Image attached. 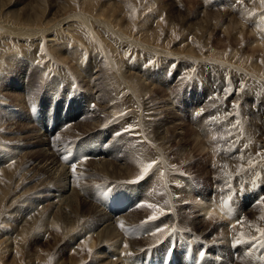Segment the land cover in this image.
Here are the masks:
<instances>
[{
	"label": "rangeland",
	"instance_id": "rangeland-1",
	"mask_svg": "<svg viewBox=\"0 0 264 264\" xmlns=\"http://www.w3.org/2000/svg\"><path fill=\"white\" fill-rule=\"evenodd\" d=\"M71 1H72L71 5L66 6L67 8H69V10L68 12L66 11L64 15L63 14L60 15L59 14L60 11H58V9L60 8V2L58 0L51 1L53 6L49 10L48 16L53 17L54 15L56 16L58 15L57 16L58 18L56 19L57 20L59 19L58 21L59 23L57 24L59 30L57 31L59 32L60 35L65 34L66 31L63 29L62 23L67 22V20L71 21L72 30L74 31L76 38L80 40L81 36L86 35L89 36L91 39H93L96 45L95 46L96 48L94 50L98 54L96 55V57L100 58V60L101 58L105 59L106 62L109 64V66L114 71H116V73H119L117 72L119 70V68L117 70L118 65L115 66L113 64H110L108 52L111 50L108 48L107 45H105L106 47L103 46V42L100 40L102 38V31L100 29H99L100 31L99 30L97 31L98 29L97 26L99 21H108L110 23H114L113 20H109L103 16H99L96 13V9L90 10L85 8V6H83L82 8L81 5L84 4V0H71ZM256 1L257 0H112L111 1V2H115L116 5V8H113L115 9L114 11L115 15L118 16L123 11L125 12V15L126 13L130 15L129 16L130 21L126 19L125 16H123L122 19H118L115 22L117 26L116 29L119 32H121V34L124 33L125 37H128L129 39L133 40V42L130 40L131 41L130 45L128 44L130 46V48L128 47L130 49L128 51L129 54L133 55V53H135V56L137 57V55L139 54L138 50L143 48L145 49V51L142 52L145 53V55L144 53L143 55L146 56L147 61L143 62L139 66L134 65L135 62L132 63L131 65L133 69L131 71L129 70V73L131 72L132 74L138 76V77L136 76L137 77L136 81L139 82L141 87L143 84H145L144 85L145 87L147 86L145 91L147 90V93L149 92V94L146 95V97H143L141 101H145V99L147 98L146 100H148L149 111H151L149 112L151 114V118L148 120H150L151 122L154 120L155 123L157 122L156 125L159 124L158 126H160L159 127L160 129L159 131H157L156 136H158V134L163 136L161 137V139H159L158 137L155 138L153 137V141L156 144V147L158 146L157 147L158 149L153 147L152 143L150 145L149 140H147L146 142V139H143L142 135L138 134L139 127L136 125L137 123L128 124L129 125L128 127L127 124L125 126H123L122 123L114 124L115 121L118 122L120 121L119 119L120 112L115 111V113L117 112L115 116L113 115L114 111H112L111 113L112 108L117 106V100H118L116 99L117 97L114 98L109 97L107 100L108 102L106 100H104L103 102V100L101 99V104H100L101 108L99 109L97 107V104L95 103L96 100L93 99L92 95L107 96L108 91L105 88L96 89V87L94 88L91 86H87L86 84H83L86 78L81 79V76H79L80 78H76L77 76L75 75L77 74L74 75L75 79L78 81L77 85H75L74 87L69 85L70 92H72V95H74V90L77 87L80 89V91H82V88L83 89L85 88L86 90L85 97L87 99L85 97H81L80 95H77L80 93L78 88L76 95L72 96L69 103L73 105V109L75 110V112H76V107H78L79 105L80 107L81 104L82 106H88L91 105V103L93 102V104L91 105L92 108L89 110V113L80 115V117L87 118V120L85 119V121L83 122L87 124L88 126V127L86 126L87 128H89V126L90 127L93 126V124L96 122V120L94 119L96 118V116L98 119L103 120V118L106 115H108L107 113H109L112 114L111 115L112 117L108 115V119L116 118V120L114 119L107 124L108 126H106L105 130L102 131V133L95 132V133H91L90 136H88L89 139H92L91 140L92 142L89 143L91 146L93 145V142L96 143V141L98 142V144L102 143L103 141H106L107 144L108 140L110 139L109 141L110 144L108 146V148L110 149L107 151V154L105 155L101 154L95 158H88L94 160L93 168L95 167L96 169L99 168L100 162L109 164L110 159H112V162L114 160L115 161L114 163L118 164L117 172H119L120 174L122 173L120 177H123L124 175L123 168L125 164L128 163L127 159L128 160L131 159L130 161L131 164L135 162L134 165L139 164L138 165L139 167H143V169H145L143 176L140 175L142 177L138 180L136 179L125 180V182L123 181L122 183L112 181L111 183H109L111 185L107 184V187L112 188L114 190L116 189L119 190L120 186L125 184L126 187H124L123 192L128 197V199H130L131 201L135 200L136 203H138L137 194L139 193V191H144L145 189H147L150 190L149 192L150 194L154 192V195L141 192V194L138 195L141 196L142 194H146L149 196V197L147 196V200H148L147 202H141L139 205L132 206V208L131 206H129V208L131 209L127 210L126 212H121L120 214L118 213L116 214L119 215L124 222L133 223V225L145 221L148 228H150V231H146L145 233H141V231L137 229L134 233L129 234L127 237L126 236L123 237L122 234H119V236L118 235L114 236L115 239L120 238V240L124 244H126L127 241L130 242L131 239L133 238H138L140 240V243L138 245H143L141 247V249L143 248V250L141 251V256L145 255V253H143L144 250L146 249L145 246L150 247L152 249V252L154 251L157 252L158 250H163L164 248L167 249L168 252H171L174 249L175 255L179 256V255H185L186 246L191 245L195 250V255L203 258L206 251L205 246L203 244L197 245V243L200 241V238L203 237L204 242L209 243L207 244L208 253L210 254L212 253L213 255L216 256H218L219 252L223 253L224 256L221 261H225L226 264H258L259 262V260L254 256V254H255V248L259 244L261 245V247L262 246L264 247V242L260 243V237H259L261 235L262 238V235L264 233V132H263L264 131V127H263L264 126V78H263L264 77V63H263L264 43L263 42L264 41H262L263 45L259 44L261 43L259 41H261L264 37L263 36L264 35V17H263L264 0L262 1L260 0L262 3L258 6L255 3ZM2 2L3 1L1 0L0 3ZM34 3L33 0H19L18 2H15L13 6H10V9L15 10V12L19 13L21 12L22 8H24L28 12V13L26 12V15H31V11L33 13V9L31 8V6ZM122 6H125L124 7L125 10L120 9ZM242 16L245 19L247 17V20H244V18L242 19ZM255 16H259V17H255ZM22 20L16 22L15 23L17 24L16 26L15 24L14 26H7V25L5 26L6 29L7 28H9L10 30L15 29L12 30L11 32L0 30V67L5 68L8 66L6 62H8L9 59L7 58L11 52H12L11 55L12 54L17 55L18 52V55L23 56L22 53L20 52L22 50L26 51V49L29 50V48L31 49L32 47V49L35 51V54L38 56L40 55L39 59H36V63L33 62L32 60L30 64L29 63L30 59L29 60L26 59L25 61L27 65L24 67L23 66L20 67L19 71H14V73L15 72L16 73L10 79L11 80L10 84L3 82L0 88L1 89L0 92L2 96L0 97V99L2 100L0 101V109H1L0 124L4 123L1 126L5 128L2 129L1 131L2 133H0V135L4 137L3 141L6 144L10 145V147L8 148L5 147V149H7V151L10 152L12 158L10 159L11 160L10 162L0 163V165L2 164L0 166V169L8 168L11 162L13 163L15 160L18 161V159H20L24 155L26 156V157L24 156L25 158L30 160V162L28 163L26 159L25 162L27 163L22 165L19 169L23 173L24 182L21 185L16 186L15 191L16 192L18 191V193H16L18 195L22 194L24 190L28 192L33 191L35 183L37 182V180L40 179V177L38 178L34 177V174H39L40 172L39 170H36L34 163L37 162L39 157H41V153L37 152L41 146L38 144L36 145L33 144L32 141H34L33 138V136H35L34 132L39 134V132L44 131V128L41 127L40 124H37L32 120L33 118L30 115V103H28L27 99L28 96L30 95L29 101L33 100L32 96H37L39 94V91L43 88L42 80L44 78V75L46 74L43 72H38L37 69H41L42 66L44 65L50 68L51 64L54 65L56 61H59V60H54L56 59V57L54 56V53L49 49L50 45L47 42V36L45 35L40 36L38 34L30 37L27 36L29 34L24 35L25 34L24 31H26L27 29H29L28 31L39 30L42 32L46 27L44 26L45 24H42L43 26L37 24L24 25L22 23L23 22ZM221 20L223 22H220ZM243 20L245 26L242 23ZM236 21L237 23L239 21L242 24L238 23L239 24L238 26V24L235 23ZM149 22H151L152 25ZM155 22L158 23L159 26L155 24ZM122 23L123 24L128 23V26L130 28L128 32L124 31L123 26H121ZM19 24L21 25L19 26ZM249 27L251 29H249ZM157 28L160 31L159 30L157 31ZM17 30L18 31L24 30L23 31L24 34L21 36L13 35V33ZM251 30L253 31L251 32ZM236 32L242 37L239 35L237 36ZM252 39H254V41H252ZM249 40L251 43L256 42V40H259L258 41L259 43L257 42V44L259 45H256V43H252V45H250L251 43L249 42ZM187 45L189 47H187ZM83 47H84V51L86 50L85 52H87L88 50L87 53L90 54L91 57L93 55L90 52L91 48H88L86 45H83ZM187 48L190 49V51ZM42 49H43L42 53H39L40 50ZM233 50H236L235 53ZM5 53L8 56L5 55ZM217 53L218 55L221 54L222 56H219L220 58H216ZM222 53H225L226 55ZM232 54L234 57L232 56ZM244 57L248 61L252 60L251 65L257 63L259 65V68L257 67L254 69L253 66H251L247 60H244L245 59ZM252 57L257 62H255V60L253 62ZM175 59L177 60V63ZM220 61H224V62H220ZM20 65L21 64H19V66ZM124 65L126 66V64ZM260 66L262 69H260ZM217 67L218 68L220 67L221 69L220 68L217 69ZM125 68L126 67L122 68V70L124 69L123 70L124 73L123 71L120 72V74L123 73L122 76H126L127 74H129L128 72L126 74L125 71L127 69L125 70ZM172 68L173 70H172L171 80H169V78L166 77L167 74L166 71L167 69H172ZM31 70L36 71L35 76L37 79L36 81L37 86L33 85L31 87V81L29 77ZM94 70L95 68H93V71ZM259 70L262 72H259ZM223 74L232 83L231 85V90L233 92L232 95L231 92L228 93L229 88L224 87V84H222L223 82L221 79L223 78ZM247 74H251L253 76ZM195 76H197L202 82L201 91H200L201 93H199L196 87L194 81ZM96 77L97 74L91 75V80ZM157 77L160 79L159 82L156 80ZM238 78H240L241 80L240 82H237ZM141 81L144 83L142 84ZM70 82L72 83L73 80H70ZM212 83H215L219 88L222 87L226 88L227 90L226 95L224 96L225 93L224 90L215 89ZM60 84L59 87H61ZM81 84H83L84 86ZM15 85L22 86V89H18L17 87H14ZM88 87H91L92 89H89ZM156 88H157V92H156L157 94L153 91ZM237 90L240 91L238 92ZM67 93L68 90L65 91L63 90L59 94L58 99L60 100L59 102L60 106H58V112L62 110L64 111L66 109L67 105H65V103L63 104L62 101L65 100L64 97ZM199 94L200 95L204 94V96H207V98L201 99V97H199ZM82 98L84 99L82 100ZM24 100H26L27 103L23 104ZM51 100H52L51 98H48L47 103H45L46 104L45 108L53 104ZM80 100H82L83 103H79ZM193 100H197V101L188 108L186 104L189 101H193ZM37 102L42 103L44 101L41 102V99L39 97ZM111 103H113L112 105L114 107L111 105ZM214 103L216 105H219L220 108H217L216 105L213 106ZM4 104H7V106L10 109H12L13 112L10 113L11 118H13L15 113H18V116H20V118L15 117L14 120H16V122H21V125H17L16 123H12L10 121H9L10 123H8V121L4 120V116L2 115V112H4L3 109L5 108ZM61 104H63V107H61ZM232 104H233V108H232ZM196 106L198 108L202 107L204 114L208 116L207 124L206 123L204 124V122L201 121L200 113L196 112L195 114H190L191 108L193 107L195 108ZM109 107L111 109L110 112H108ZM38 108H40V110L42 111L41 106ZM83 109L84 107L83 108L81 107V110L85 111ZM81 110H78L77 113L79 112L82 113ZM226 110L228 112H226ZM52 111H54V114L57 112L56 109ZM86 112L87 111H85L84 113ZM44 113L50 116L51 113L53 112L47 110L46 112H42V114ZM229 113L232 114L230 115ZM57 115H59V113H57ZM193 116L195 117L194 119H192ZM152 117L154 118L153 120ZM133 119L136 120V118L134 117ZM63 120L64 118L61 121V125L64 122ZM75 121L76 119H74V121H72L71 124H74ZM47 123H49V121ZM29 126H33L34 130L27 128ZM63 127L62 129H65ZM120 129L121 131L119 132ZM48 130L51 131V128L47 126V131ZM71 132L72 135L74 136L77 135L78 133L80 134V130L72 129ZM115 132H117L116 134L119 135H116L118 136L116 142H113V144H111L112 143L111 141H113L114 138V134L112 133ZM197 134H199L198 140L202 141L203 145L206 147L205 150L198 148L197 145L198 140L197 139L194 140L195 138L194 136ZM25 135H27L28 137H25ZM81 135L82 134H80V136ZM78 137L79 136H77V138ZM88 140L86 141L87 143ZM229 140H230V144H228ZM37 142H38V137H37ZM220 145L221 146L223 145V148H219ZM221 149H223L222 155L219 154ZM154 150L157 152V154L160 155L161 158L160 160L163 166L162 169L159 170L161 171L162 176H158L157 175L158 172L153 175L151 171L154 164V157H153ZM225 158L231 161H225ZM228 166H230L231 168L235 167L234 172H232L231 169L228 170ZM82 167L83 165H81V168ZM108 167L110 168L111 165L110 166L108 165ZM81 168H75V170L79 171L81 170ZM84 168L91 169L89 168V166H86ZM59 169L60 167L58 168V170ZM163 169L164 172H162ZM218 171L221 179L227 178V181H225L224 184L225 185L227 184L228 186L234 185L233 180L235 178L236 180L244 179L241 184L234 185L235 190L236 188L242 187V191H244L242 194L240 192H239L240 195L237 194L233 195L232 193L229 194V192H231L232 190L234 191V189H232L226 191L223 194V196L217 198V201H219L220 203L228 204L224 208V211H227L228 214L231 215L229 216L231 220L228 219L226 214L218 215L212 209L213 211L211 212L215 213L212 215L208 212L205 213L204 211H201L200 210L201 205L199 207L196 206V202H200L201 199H205V202H207L209 206L214 205L223 211V209L221 208V206L218 205L217 202L211 201V199L206 196V194H209L211 192V197L216 198L215 195L216 192L213 191L220 183L217 180V176H216ZM94 173L95 172L90 173L89 180L92 183L90 182L91 184L88 186V189L90 187L93 188V185H95L94 182L101 184L104 181V180L101 181L99 179L100 173H103L102 171L99 170V176H96L97 173H95L96 175H94ZM239 173H241L242 175H240ZM231 175L234 176V178L230 182ZM259 175H260L259 188L254 190V188L252 189V186L248 182L250 180H254L256 182ZM176 176L178 177L182 176L187 181L192 180L194 183L193 186L195 188L197 187L196 185L200 184L201 182L202 184L201 190L193 191L192 189L188 188V186H190L188 184L186 186L187 188L185 187L179 188L178 187L179 183L172 184L175 181L180 182L182 180V179H175ZM161 177L163 179H161ZM129 181H132L133 183L132 182L130 183ZM73 185L74 184L72 178L68 179L67 185L64 186L63 189H60V186L57 184L54 185L55 187H57L54 191V194L57 195V198L53 200L56 201L59 199L60 202L59 204H62L61 206L64 207V209L67 207V209L69 210L67 201L69 199H73L72 201H74V197H76L75 187ZM256 185L257 183H255L254 187ZM102 186L103 185H101V187ZM218 188L220 189L222 188V186H218L217 189ZM168 191H170L171 193L168 194ZM34 195L35 193L31 194L30 199L23 202V205L27 204L25 211L28 212L23 211V213L21 214L16 211L14 212L6 211V209L8 210L10 207H12L13 204H10L12 200H10L7 203L6 207H3L0 210V229L3 225L2 224L3 218L9 216V214L11 215L9 217H6V221L9 222V224L6 222L7 223L6 225H10L12 227L10 228L11 230L8 231L9 233H7L8 238L13 239V237L16 235L15 232L17 230L14 232V229L19 228L18 225H22L23 221H21V219H23L22 218L23 214H25V219L30 218L32 214L38 212V210L40 209L42 202L40 201L38 202L36 200L37 198ZM172 199H175L176 201L178 200V202H175ZM76 200L75 203L77 202ZM86 200L89 201L81 200L79 202L78 200L79 208L76 214H78L79 216L81 215L88 216L89 213L92 212V208L95 207L94 205H99V208L103 207V203L100 204L94 201L92 198H87ZM253 207L255 211L252 210ZM173 208L176 209L174 216H173ZM102 209H105V207ZM232 215L235 218L234 220L233 218H231ZM67 217L68 215L65 217L66 220L67 221L70 220L69 217L68 218ZM131 218H135V220H131ZM174 219L175 220L178 219V220L175 221ZM226 220H228V222ZM172 221L174 222L173 225H171ZM194 224L195 226L196 225L197 226L195 227ZM188 227L193 230V234L183 231L184 228L188 229ZM80 228H84L83 230L87 231L85 227H80ZM178 231H182L185 234L184 235L180 234L179 239L176 241L175 233ZM137 232L140 235H138ZM81 233H83V231H81ZM87 233L90 234V232H85L84 233L85 236L84 235L80 236L81 235L80 233H79L80 235L78 234L77 239L74 241L72 245L73 248L71 249V252L75 250L74 248H76L79 245V243L82 242L83 239L87 240L88 237L86 235L89 236V234ZM154 236L159 237V240L157 239L156 242L160 244L158 245L156 242L154 244H147L148 243L147 239L152 238ZM40 239L44 241V245L53 243V239L51 238V236H49L47 232H45V234H43V237L42 238L40 237ZM46 239L49 241L45 242ZM0 240H1V236H0ZM161 245H163L164 247H162ZM211 245L214 246L213 250H210ZM57 247L59 246L57 245ZM6 250L7 247L0 244V264H8V262L12 263L14 261H17L18 259H20L19 264H24L23 254H18L16 256H13L7 254V252L8 253L10 252V250L7 251ZM67 254L68 251H66V253L62 254L61 256L65 257V255ZM169 254L170 253L166 254V256H168ZM113 258L115 257L108 256L100 264H112L111 261L114 260ZM117 261L120 262V260ZM177 263L179 262L177 261ZM46 264H51V262L48 261L46 262Z\"/></svg>",
	"mask_w": 264,
	"mask_h": 264
},
{
	"label": "bare ground",
	"instance_id": "bare-ground-1",
	"mask_svg": "<svg viewBox=\"0 0 264 264\" xmlns=\"http://www.w3.org/2000/svg\"><path fill=\"white\" fill-rule=\"evenodd\" d=\"M2 1L3 2L0 3V30L11 32L12 30H15V29H12V30H10L9 28L6 29L5 26L6 25L7 26H14V24L16 22L21 21L22 19H23L22 23L24 25H28V24L42 25V24H45L44 26H46V27H45V29L42 32L39 31V30L32 31L31 29H30L31 31H28L29 29H27L26 31L23 30L24 33H25L24 34L23 31H18L17 30V31H15L13 33V35H20L21 36L23 34L24 35L29 34L27 36L31 37V36L39 34L40 36L41 35L47 36V42L50 45L49 49L54 53V56L56 57V59H54V60H59V61H56V63L54 65L51 64L50 68L48 66L44 65V66H42L41 69H37L38 72H43V73L46 74V75H44V78L42 80L43 81L42 82L43 88L39 91V94L37 96H33V97H37V100L40 97L41 102L44 101L42 103L37 102L39 107L41 106L42 110L46 109L45 108V105H46L45 103H47V101H48L47 97H49V95H51V96L55 95V96H53V98L56 101V105H60L59 104L60 100L58 99V95L63 90L64 91L65 90L70 91V86H71L72 83L70 82L71 79L69 77H71V76L74 77V75L77 74V75H75V76H77L76 78H80L79 76H81V79L86 78V80L84 81L83 84H86L87 86H91V87H94V88L96 87V89H99V88H103L104 89L105 88L108 91L107 96H103V95L102 96L101 95L94 96V95H92L93 99L96 100L95 103L97 104V107L99 109L101 108V106H100L101 99L104 102V100L107 101L109 97H111V98L117 97L116 98V99H118L117 100V106L114 107L112 105L113 103H111V105L114 108L111 107L112 108V110H111L110 107H109V111L108 110L107 111L110 112V110H111V113H112V111H114V114H113L114 116H115V114H117V112L115 113V111L120 112V117H119L120 121H119V123H122V124H123L124 121L131 122V119H133V117L136 118V120H134L132 123H137L138 124L137 125L139 127L138 130H141L143 132V134L145 135V138L147 140H149V144L150 145L152 143L153 147H155V148L158 147V146L156 147V144L153 141V137L154 138L158 137L159 139H161V137L163 136V135H160V134H158V136H156L157 131H159V129H160L159 128L160 126H158L159 124L156 125L157 122L155 123V121L153 120L154 119L153 117H152V120H153L152 122L150 120H148V119L151 118V114L149 113L151 111H149L148 100H146L147 98L145 99V101H141V99L143 97H146V95L149 94V92L147 93V90L145 91L147 86L145 87L144 86L145 84H143L144 82L141 81L142 84H143V85L141 84L142 87H143L142 88L140 86L139 82L136 81L138 76L132 74L131 72L129 73V70L131 71L133 69V67L131 65L132 63L135 62L134 65L139 66L143 62L147 61L146 56H144L145 53L142 52V51H145V49L143 47H141L143 49L139 48L140 50H138L139 54L137 53L138 54L137 57L135 56V57H133V58H131L129 60V57L133 56V55L128 53V51L130 50L129 49L130 48V46H129L130 42L131 41L133 42V40L129 39L128 37H125L124 33L121 34V32H119L116 29L117 28V26L115 24L116 20L122 19L123 16H125L126 19L129 20V16H130L129 14L126 13V15H125V12L123 11L120 14L121 16L120 15H118V16L115 15V13H114L115 9H113V8H116V5H115V2H111L112 0H84V4L81 5L82 8H83V6H85V8L90 9V10L96 9V13L99 16H103L106 19L113 20L114 23H110L108 21H99L98 22V26H97V28H98L97 31L99 29L102 31V38L101 39L99 38V39L103 42V46L107 45L108 48L111 50V51L108 52L109 53L108 55H109V59H110V64H113L115 66L118 65L117 66V70H118V68H119V70L117 72H119V73H116V71H114L109 66V64L106 62L105 59L101 58V60H100V58L96 57V55H98V54L94 50L96 48L95 47L96 45H95L93 39H91L89 36H86V35L85 36H81L80 40H78L76 38V35H75L74 31L72 30V22L71 21L67 20V22L62 23L63 24L62 25L63 29L66 32H65V34H61V35L59 34V32L57 31V30H59V27L57 25L59 23L58 22L59 19L58 20L56 19V18H58L57 17L58 15L57 16L54 15L53 17H49L48 16L49 10L53 6V4L51 2L53 0H33V3L34 2H36V3H34L31 6V8L33 9V13H32L31 10H29V11H31V15H26L27 10L24 9V8H22L21 12H19V13L15 12V10L10 9V6H13L15 4V2H18L19 0H5V1L2 0ZM58 1L60 2V8L58 9V11H60L59 14L60 15L61 14L64 15L65 12L66 11L68 12V10H69V8H67L66 6L71 5L72 1L71 0H58ZM261 1L257 0L255 2L257 4V6L262 3ZM124 7L125 6H122L120 9L125 10ZM172 8H173V6H172ZM157 10H159V9H157ZM172 10H170V11H172ZM160 12H162V11H160ZM94 13H95V11H94ZM240 15H241V13H240ZM155 17H154V19H155ZM255 17H259V16H255ZM243 18L244 17L242 16V19ZM149 19H151V18H149ZM169 20H171V19H169ZM244 20H247V17H246V19L244 18ZM244 20L242 22L243 24H244ZM149 21H151V20H149ZM220 22H223V21L221 20ZM149 23L151 24V22H149ZM235 23H237V21ZM238 23H240V22L238 21ZM242 23H240V24H242ZM155 24L158 25V23H156V22H155ZM16 25L17 24H15V26ZM20 25L21 24H19V26ZM19 26H18V28H19ZM121 26H123V29H124L125 32L126 31L128 32L129 29H130L129 26H128V23H124V24L122 23ZM197 26H198V24H197ZM238 26H239V24H238ZM244 26H245V24H244ZM242 27H243V25H242ZM29 28H32V27H29ZM251 28H252V26H251ZM251 28L249 27V29H251ZM141 29H144V28H141ZM158 30L159 29L157 28V31ZM234 30H233V32H234ZM252 31L253 30H251V32ZM38 32H40V33H38ZM236 35L238 36L239 34H237V32H236ZM239 36H241V35H239ZM145 38H144V40H145ZM156 38H159V37H156ZM263 39H264V37H263ZM263 39L261 41H259L260 39L256 40V42H252V43H256V45H259V44L263 45L262 44V41H264ZM252 41H254V39H252ZM258 41L261 42V43H259ZM249 42H250V40H249ZM257 42L259 44H257ZM252 43L250 45H252ZM183 44H185V43H183ZM83 45H86L88 48H91L90 52L93 54L91 57H90V54L87 53L88 50H87V52H85L86 50L84 51ZM136 45H137V43H136ZM188 45H187V47H189ZM165 46H167V45H165ZM28 47H29V45H28ZM31 49H32V47H31ZM31 49L30 48H29V50L26 49V51L22 50L20 53H22L23 56L18 55V52H17V55H15V54L11 55V53H12L11 52L9 56L5 53V55H7L8 58L6 56L5 57L7 59H9V60H8V62H6V64H8V66L6 65L7 67H5V68L4 67H0V88H1V85L3 84V82H6L7 84H10V81H11L10 79L16 73V72L14 73V71H19L20 67H22V66L24 67V66L27 65L26 61H25L26 59L27 60H29V59L30 60L39 59L40 55L39 56L36 55L35 51L33 49L31 51ZM35 50H37V49H35ZM188 50L190 51V49H188ZM233 51L235 53L236 50H233ZM7 53H9V52H7ZM143 53H144V55H143ZM251 53H253V52H251ZM222 54L226 55L225 53H222ZM233 54H232V56H233ZM216 55L218 56V57L216 56V58H220L219 56H222L221 54L218 55V53ZM245 56H248V55H245ZM252 59H253V57H252ZM244 60H247V59L245 58ZM254 60L255 59H253V62H254ZM251 61H248L250 65L252 63ZM220 62H224V61H220ZM255 62H257V61L255 60ZM258 63H260V62H258ZM19 64H21V65L19 66ZM124 64H126V66ZM247 65H248V63H247ZM2 66H4V65H2ZM115 66H114V68H115ZM215 66H217V65H215ZM224 66H225V63H224ZM229 66H230V64H229ZM251 66H253L254 69L257 68V67L259 68V65L257 63L252 64ZM123 67H126L125 70L127 69L125 71L126 74H127V72L129 73L126 76H122L123 73H124V71H123L124 69L122 70ZM93 68H95L94 71H93ZM219 68L217 67V69H219ZM245 68H246V66H245ZM249 68H247V69H249ZM34 69H36V68H34ZM260 69H262L261 66H260ZM115 70H116V68H115ZM257 70H255V71H257ZM121 71H123V73L120 74ZM255 71H254V73H255ZM30 72L31 73H30L29 77H30V81H31V87L33 85L37 86V84H36L37 79H36V76H35L36 75V71H32L31 70ZM259 72H262V71L259 70ZM247 73H248V71H247ZM93 74H97V77H96L97 79L94 78V79H92L93 80L92 81L91 80V75H93ZM98 75H99V77H98ZM133 75H134V77H133ZM247 75L253 76L251 74H247ZM166 77H168V76H166ZM218 78H219V76H218ZM96 80H98V81H96ZM156 80L158 82L160 81V79L158 77L156 78ZM60 82H61V84H60ZM59 84L61 85V87H59ZM83 84H81V85H83ZM14 87H17L18 89H22V86H18V85L16 86L15 85ZM91 87H88V88L92 89ZM77 88L74 90V95L73 96L76 95V92L79 89V88L78 89ZM0 91H1V89H0ZM153 91L156 93L157 92V88L155 90H153ZM79 92L80 93L77 94V95H80L81 97H85L86 96L85 95L86 94L85 88L84 89L82 88V91H80V89H79ZM228 93H229V91H228ZM242 94H243V92H242ZM0 97H2L1 96V92H0ZM9 97H11V96H9ZM111 98H110V100H111ZM29 99H30V95L28 96V99H27L28 103H30ZM51 99H52V97H51ZM112 100H114V99H112ZM0 101H2V100L0 99ZM27 101L24 100L23 104L27 103ZM225 103H227V102H225ZM107 106H108V104H107ZM107 106H105V107H107ZM4 107H5L3 109L4 112H2V115L4 116V120L8 121V123L12 122V123H16L17 125H21V122H16V120H14L15 117L20 118V116H18V113H15L13 118H11L10 113L13 112L12 109H10L7 106V104H4ZM69 112L75 113V110L73 109V105L71 103H69ZM53 113H54V111H53ZM107 114L110 115V117H112L111 116L112 114H109V113H107ZM108 115H106L103 118V120H102V119H98L96 114H95L96 118H94V119L96 120V122L93 124V126H91V127L89 126V128H87L88 126H87L86 123H83L85 121V119L87 120V118H83V117H80V116H79V118H76V121H75L74 124H70V125L68 124L69 126L65 127V129H59L58 128L59 126H61V122H60L59 125H55V124L52 125L51 126V129H52L51 131H49V130L47 131V126H48L47 122L48 121L47 122L45 121L44 123L42 122L43 123L42 125L43 126L45 125L44 126V131L39 132V134L34 132V135H35V136H33L34 141H32L33 144H35V145L38 144V145L41 146L39 148V150L37 151V152L41 153V157H39L37 162L34 163V166L36 167V170L40 171L39 174H34V177H37V178L40 177V179L37 180V182L35 183L33 191H31V192L29 191L28 192V191L24 190V192L22 194L19 193L20 195L16 194V193H18V191L17 192L15 191L16 186L21 185L24 182L23 173L19 169H20V167L22 165L27 163V162H25V160L27 159V158H25L26 157L25 155H24L25 157L22 156L20 159H18V161L15 160L13 163L11 162L8 168L0 169V210L3 207H6L7 203L10 200H12L11 203H10V204H13L12 207H10L8 210L6 209V211H8V212L16 211V212H19V213L22 214L23 211L26 210V206H27V204L23 205V202L29 200L30 199V195L33 194V193H35L34 196L37 198L36 200L38 202L39 201L42 202V205L40 206V209L38 210V212L32 214L30 216V218H26L25 219V214H23V217H22L23 219H21V221H23V223H22V225H18L19 228H15L14 229V232L16 230L17 231L15 232L16 235L13 237V239L8 238V235H7V233H9L8 231L11 230L10 228H12V227L10 225H6L7 223L9 224V222L6 221V217H9L11 215L9 214V216H6V217L3 218V220H2V224L3 225H2V227L0 229V231H1L0 244H2L3 246L7 247V250H10V252L9 253L7 252V254L13 255V256H16L18 254H23L24 264H46V262H48V261L51 262V264H100L108 256L115 257V258H113L114 260L111 261L112 264H115V263L116 264H121V263H123V264H135V263L143 264V257L141 256V251H139L143 245H138L140 243V240L138 238H133V239L130 238L131 241L130 242L127 241L126 244H124L120 240V238H116V239L114 238V236H116V235H118V236H119V234L123 235V231L125 229H121V228L124 225L123 223H128V222H124L120 218L119 215H113L112 212L109 211L110 208L107 210V208L102 209V208H104V206L102 208L101 207L99 208V205H94L95 207L94 208L91 207L92 208V212H90L88 216H84V215L79 216L76 213H77V210L79 208L78 200H79V202L81 200L82 201H89V200H86V199L87 198H91V196H92V192H91L92 187H90L88 189V186L92 183L89 180V176H90L91 172H95V173H97V175L95 173H94V175L99 176V170L102 171L103 173H100V176H99L100 178L99 179L101 181L102 180H104V181L102 183L100 181L99 182L101 183V185H103L102 187H104V186L107 187V184L111 183L112 181L113 182H119V183L121 182L122 183L123 181L125 182V180L139 179L138 177H140V175L144 174L145 169H143V167H139L138 166L139 164L134 165L135 162L133 164H131V162H130L131 159H129V160L127 159L128 163H126L124 168H123V171H124L123 174L124 175H123V177H120L122 175V173L120 174L119 172H117L118 164H115L114 160L112 162V159H110L109 164H105L103 162H100V166L97 169H96V167L93 168L94 160H91V159H84V160H81V161H79L77 163H70L71 165H67V164L62 163L61 161H59V159H60L59 156L62 154V153H60L61 152L60 150H62V148H60V147H61V143H63V141H65V140H67L69 138H73L72 140H74V141L75 140L76 141L80 140V141H83V144H85V142L89 139L88 136H90L91 133H95V132L102 133V131L105 130L106 126H108L107 124L109 122H111L114 119L116 120V118L108 119ZM41 118L44 119L45 117L41 116ZM59 118H62L61 114L60 113H59V115L55 114V119H59ZM258 119H257V121H258ZM55 122H57V121L55 120ZM3 124H0V133H2L1 132L2 129H5L3 126H1ZM27 128L34 130L33 126H29ZM72 129L73 130H80V134H83V133L84 134L80 136V134L78 133L77 135L74 136V135H72V132H71ZM87 131H89V132H87ZM256 132H257V130H256ZM77 136H79V137L77 138ZM25 137H28V136L25 135ZM37 137H38V142H37ZM142 137H143V135H142ZM194 137H195L194 140L195 139L198 140L199 139V134L195 135ZM3 138L4 137H2L0 135V158L3 159V160L0 159V163H2V162H5V163L6 162H10L11 161L10 159H12L10 152L7 151V149H5V147H7V148L10 147V145L6 144L3 141ZM91 140L92 139L88 140V144L92 142ZM94 144L95 143L93 142L92 147L93 148H97ZM197 145H198V148H200L202 150L206 149V147L203 145V142L200 141V140L197 141ZM3 150H4V153H3ZM119 155H121V154H119ZM7 156H9V157H7ZM162 159H163V157H162ZM27 161H28V163L30 162V160H28V159H27ZM225 161H231V160H228V159L225 158ZM132 162H133V160H132ZM98 163H99V161H98ZM81 165H83L82 168H81ZM108 165L109 166L111 165V167L109 168ZM140 165H142V164H140ZM86 166H89V168H91V169L84 168ZM155 166H157V164ZM162 166L163 165L161 163V167ZM59 167H60V169L58 170ZM161 167L159 166L160 170L162 169ZM75 168H81V170L76 171ZM229 169H231V171L234 172L235 167L231 168L230 166H228V170ZM160 170L157 173L158 176H162ZM89 171H91V172H89ZM104 171H105V173H104ZM69 178H72V181H73V184H74L73 186L75 187V194H76L77 198L74 197V201H72L73 199H69L67 201L68 203L66 202L67 205L69 206V210L67 209V207L65 208L67 210H65L64 207L61 206L62 204H59L60 203L59 199L56 200V201L53 200V199L57 198V195L54 194V191H55V189L57 187H55L54 185L57 184V185L60 186V189H63L64 186L67 185V182H68ZM161 179H163V178L161 177ZM129 182L131 183L132 181H129ZM135 182H136V180H135ZM141 182H143V181H141ZM114 184H116V183H114ZM109 185H111V184H109ZM164 187H166V186H164ZM107 188L109 190V187H107ZM239 189L240 188H238V191H239ZM167 190H168V188H167ZM110 191H112V194H114V193L118 194V192H119V190H117V189L114 190L112 188H110ZM141 192L142 191H139L138 194H141ZM169 193H171V192L168 191V194ZM136 194H137V192H136ZM138 197H139V199H144L146 197V194H142L141 196L138 195ZM138 197H137V199H138ZM75 200L77 201L76 203H75ZM172 200L175 201V202H178V200L177 201L175 199H172ZM12 202H14V203H12ZM18 202H20V203H18ZM200 202H196V206L199 207L201 205V207H200L201 211H204L205 213L208 212V213H210L212 215L215 214V213L218 214V215L219 214H221V215L223 214V211L220 208H218V207H216L214 205L213 206H209L208 203L205 202V199H201ZM90 203H92V202H90ZM30 204H31V202H30ZM134 204H135V201H134ZM125 205H126V207H124L122 210H127L126 208L128 206H131V202L127 201ZM131 208H132V206H131ZM176 209H177V207H176ZM176 209L173 208V216L175 214ZM212 209L214 210L215 213L211 212V211H213ZM252 210H254V207H253ZM25 212H28V211H25ZM121 212H123V211H121ZM118 214H120V213H118ZM67 215H68V217L70 219V220H68L69 222L65 218ZM208 217H209V215H208ZM175 218H176V216H175ZM131 220H135V218H131ZM176 220H178V219H176ZM201 221H203V220H201ZM226 221L228 222V220H226ZM121 222H122V224L120 225ZM173 223L174 222L172 221L171 225H173ZM194 223H195V221H194ZM194 226H195V224H194ZM80 227H85L87 229V231H84L83 230L84 228H80ZM190 227H192V226H190ZM80 230L83 231V233H81ZM194 230H196V229H194ZM183 231H186V232H189V233H193V230L191 228H189V227H188V229L184 228ZM45 232H47L49 234V236H51V238L53 239V243H50L48 245H44V241L41 240L40 237L42 238L43 234H45ZM85 232H90V234L87 233V234H89V236L86 235L88 237V238L86 237L87 240L83 239L82 242H80L79 245L76 248H74L75 250L71 252V249L73 248L72 245H73L74 241L77 239L78 234L80 233L81 235L80 234L79 235L82 236V235H84ZM113 233H114V235H113ZM200 234H202V233H200ZM123 237H124V235H123ZM157 239L159 240V237H156V236H154L152 238H148L147 239L148 243L147 242L146 243L147 244H154L157 241ZM124 240H126V239H124ZM48 241L49 240H47V239L45 240V242H48ZM55 244H56V247H55ZM57 245L59 247H57ZM136 247H138L139 249L136 248ZM66 251H68V254L65 255V257L61 256L62 254L66 253ZM151 253H153V252H151ZM187 256H189V257H188L186 262L178 261L179 263H177V264H195L194 263L193 254L189 253V254H187ZM61 257H63V258H61ZM210 257H213L215 259L212 258L213 259L212 260ZM13 258H15V257H13ZM207 258H206V261L209 264H226L225 261H220V257L213 256L212 254H210L208 252H207ZM117 260H120V262L117 261ZM106 261H107V259H106ZM19 263H20V259H18L17 261H14L12 263L8 262V264H19ZM152 264H154V263H152ZM262 264H264V261L262 262Z\"/></svg>",
	"mask_w": 264,
	"mask_h": 264
}]
</instances>
